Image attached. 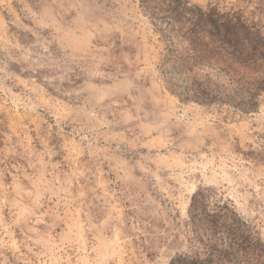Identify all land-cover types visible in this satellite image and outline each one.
Here are the masks:
<instances>
[{
  "label": "rangeland",
  "instance_id": "rangeland-1",
  "mask_svg": "<svg viewBox=\"0 0 264 264\" xmlns=\"http://www.w3.org/2000/svg\"><path fill=\"white\" fill-rule=\"evenodd\" d=\"M162 49L137 0H0V264H168L198 188L264 240V90L180 100Z\"/></svg>",
  "mask_w": 264,
  "mask_h": 264
},
{
  "label": "trees",
  "instance_id": "trees-1",
  "mask_svg": "<svg viewBox=\"0 0 264 264\" xmlns=\"http://www.w3.org/2000/svg\"><path fill=\"white\" fill-rule=\"evenodd\" d=\"M137 2L163 46L160 73L177 98L211 102L231 84L240 96L255 98L264 90V38L246 20L216 4ZM214 196L204 188L193 193L187 211L193 248L168 264H264V240L230 200Z\"/></svg>",
  "mask_w": 264,
  "mask_h": 264
}]
</instances>
